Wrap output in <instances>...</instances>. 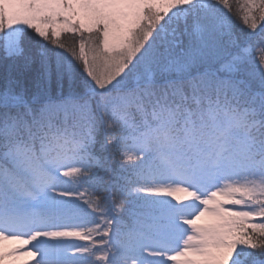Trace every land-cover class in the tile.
Listing matches in <instances>:
<instances>
[{
  "label": "snow or ice",
  "instance_id": "6c2138e0",
  "mask_svg": "<svg viewBox=\"0 0 264 264\" xmlns=\"http://www.w3.org/2000/svg\"><path fill=\"white\" fill-rule=\"evenodd\" d=\"M0 264H264V0H0Z\"/></svg>",
  "mask_w": 264,
  "mask_h": 264
},
{
  "label": "rangeland",
  "instance_id": "374dc122",
  "mask_svg": "<svg viewBox=\"0 0 264 264\" xmlns=\"http://www.w3.org/2000/svg\"><path fill=\"white\" fill-rule=\"evenodd\" d=\"M177 195H180V196H184L185 194L184 193H178ZM72 243H67L65 245H62V247L64 248L65 251H67L68 248L72 247Z\"/></svg>",
  "mask_w": 264,
  "mask_h": 264
},
{
  "label": "trees",
  "instance_id": "16d2710c",
  "mask_svg": "<svg viewBox=\"0 0 264 264\" xmlns=\"http://www.w3.org/2000/svg\"><path fill=\"white\" fill-rule=\"evenodd\" d=\"M57 87V85H53V88H54V90H55V88ZM65 87H67V85L65 84ZM78 242V241H77Z\"/></svg>",
  "mask_w": 264,
  "mask_h": 264
}]
</instances>
